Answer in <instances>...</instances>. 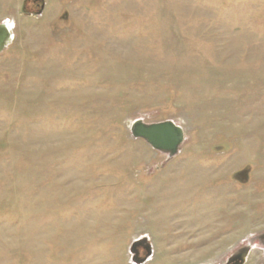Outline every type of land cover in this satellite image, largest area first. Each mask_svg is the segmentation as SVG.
<instances>
[{
    "label": "rangeland",
    "instance_id": "obj_1",
    "mask_svg": "<svg viewBox=\"0 0 264 264\" xmlns=\"http://www.w3.org/2000/svg\"><path fill=\"white\" fill-rule=\"evenodd\" d=\"M44 2L0 0V264H139L143 237L140 264H226L264 236V0Z\"/></svg>",
    "mask_w": 264,
    "mask_h": 264
},
{
    "label": "water",
    "instance_id": "obj_2",
    "mask_svg": "<svg viewBox=\"0 0 264 264\" xmlns=\"http://www.w3.org/2000/svg\"><path fill=\"white\" fill-rule=\"evenodd\" d=\"M45 8V2L41 4L39 13ZM14 34L11 26L7 21L0 22V53L4 52L13 40ZM130 132L134 139L146 141L153 149L165 154L169 159H173L181 152L183 143L185 142V130L174 120H163L158 122H146L142 118L135 119L131 126ZM249 168L239 172L238 180L246 182L249 177ZM261 236L251 237L247 244L236 250L227 260L226 264H245L249 253L257 244L263 243ZM264 245V244H263ZM143 247L146 250V256L140 259L138 256V248ZM131 252L134 255L133 260L142 263L151 256L152 249L146 237L135 240L131 245Z\"/></svg>",
    "mask_w": 264,
    "mask_h": 264
},
{
    "label": "flooded vegetation",
    "instance_id": "obj_3",
    "mask_svg": "<svg viewBox=\"0 0 264 264\" xmlns=\"http://www.w3.org/2000/svg\"><path fill=\"white\" fill-rule=\"evenodd\" d=\"M44 2V0H24V6L23 9L35 11V9H39L41 4Z\"/></svg>",
    "mask_w": 264,
    "mask_h": 264
}]
</instances>
